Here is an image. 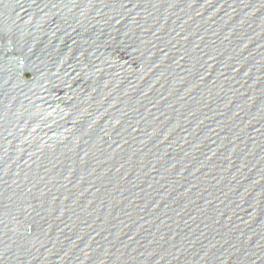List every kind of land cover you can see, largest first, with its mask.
Instances as JSON below:
<instances>
[{
	"label": "water",
	"instance_id": "water-1",
	"mask_svg": "<svg viewBox=\"0 0 264 264\" xmlns=\"http://www.w3.org/2000/svg\"><path fill=\"white\" fill-rule=\"evenodd\" d=\"M0 264H264V0H0Z\"/></svg>",
	"mask_w": 264,
	"mask_h": 264
}]
</instances>
